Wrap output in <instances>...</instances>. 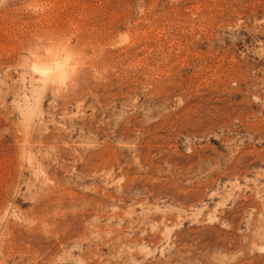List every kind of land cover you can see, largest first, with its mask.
I'll use <instances>...</instances> for the list:
<instances>
[{"label": "rangeland", "instance_id": "1", "mask_svg": "<svg viewBox=\"0 0 264 264\" xmlns=\"http://www.w3.org/2000/svg\"><path fill=\"white\" fill-rule=\"evenodd\" d=\"M0 264H264V0H0Z\"/></svg>", "mask_w": 264, "mask_h": 264}]
</instances>
